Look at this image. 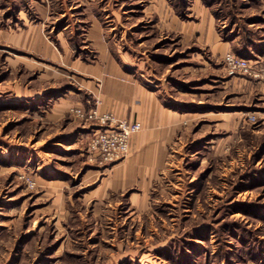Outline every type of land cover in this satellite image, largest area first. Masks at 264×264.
I'll return each mask as SVG.
<instances>
[{
	"label": "rangeland",
	"instance_id": "374dc122",
	"mask_svg": "<svg viewBox=\"0 0 264 264\" xmlns=\"http://www.w3.org/2000/svg\"><path fill=\"white\" fill-rule=\"evenodd\" d=\"M89 12L184 113L183 130L146 205L130 206L136 186L101 181L128 154L96 164L87 155L95 126L71 107L53 119L52 103L69 91L93 104L90 75L61 74V61L0 38V264H264V86L228 75L223 62L227 52L264 62V0H0V30L21 28L20 15L56 43L57 30ZM206 13L231 44L223 55L170 24L176 16L203 30ZM71 43L94 61L84 35ZM18 54L28 64L10 60ZM24 93L32 97L18 102Z\"/></svg>",
	"mask_w": 264,
	"mask_h": 264
},
{
	"label": "crops",
	"instance_id": "0c3cea01",
	"mask_svg": "<svg viewBox=\"0 0 264 264\" xmlns=\"http://www.w3.org/2000/svg\"><path fill=\"white\" fill-rule=\"evenodd\" d=\"M93 13L89 12L82 18L68 22L67 24L72 25L69 26L71 31L57 30L56 43L49 42L42 35L41 22L25 21L20 15L19 18L24 20L21 22L23 26L19 28L8 25L2 28L0 38L3 41V47H14L30 53H38L42 58L47 57L51 62L61 61L64 66H57L61 74L71 69L88 73L90 75L88 87L92 90L90 91L92 101L96 97L101 100L99 107L101 111L111 112L129 121L141 122L142 129L130 138L127 157L108 167L107 173L105 172L101 179L103 182L107 180L109 184L107 187L112 191L136 186V190L129 196V202L130 206L138 208L146 205L150 186L153 181H156L159 169L164 168L168 163L172 143L183 130L185 117L184 113L172 108L160 89L152 84L154 76L144 70L143 65L132 60L127 51L118 49L114 42L108 40L103 19ZM204 19L205 29L201 30L198 27V31L196 26L191 31V27H188L189 23L177 19L176 16L170 18V24H176L177 31L186 38L190 39L193 34H196L197 42L208 47L211 54L223 55L231 48L230 42L221 38L215 28L213 16L206 13ZM82 24L84 28H81ZM62 34L65 38L61 39ZM81 35H84V39L88 41L95 53L94 61L88 64L80 59L79 51L75 53L76 50L74 46L72 47L75 42L71 43L74 37ZM64 39L66 40L63 41ZM15 57L19 59H10L9 56L6 58L8 61L10 59L14 62L16 60V62L28 64L20 59H27L26 56L18 54ZM46 70L41 72L45 78L56 80L61 77L59 73L51 74ZM105 74L107 76L103 77ZM99 77L103 79L100 81ZM93 79L101 82L99 87H96ZM231 79V77L228 78L226 83L229 84ZM29 94H19L18 102L30 97ZM36 95L37 92L33 93V96ZM87 104L88 100L85 102L80 99L79 94L69 91L52 103L53 119H60L72 106Z\"/></svg>",
	"mask_w": 264,
	"mask_h": 264
},
{
	"label": "built area",
	"instance_id": "2783aa9c",
	"mask_svg": "<svg viewBox=\"0 0 264 264\" xmlns=\"http://www.w3.org/2000/svg\"><path fill=\"white\" fill-rule=\"evenodd\" d=\"M223 62L228 75L241 74L257 78L264 86L262 57L252 61L227 52ZM100 106L101 100L96 97L88 108L74 106L70 111L77 119L95 126L87 142V155L90 161L104 165L117 162L127 155L130 138L142 129V124L139 121L117 117L111 112L101 111Z\"/></svg>",
	"mask_w": 264,
	"mask_h": 264
}]
</instances>
